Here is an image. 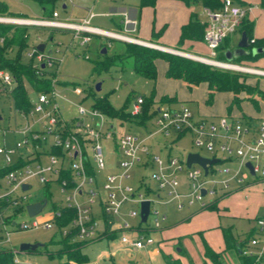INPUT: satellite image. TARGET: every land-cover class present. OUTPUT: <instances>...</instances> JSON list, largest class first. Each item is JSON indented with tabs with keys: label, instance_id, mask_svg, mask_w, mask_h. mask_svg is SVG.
Wrapping results in <instances>:
<instances>
[{
	"label": "built area",
	"instance_id": "2783aa9c",
	"mask_svg": "<svg viewBox=\"0 0 264 264\" xmlns=\"http://www.w3.org/2000/svg\"><path fill=\"white\" fill-rule=\"evenodd\" d=\"M65 7L74 3V0H63ZM233 0H222L219 8H205L208 20L205 24L204 40L211 49L212 56H202L211 64L227 66L232 64L219 61L216 58L217 48L220 42L228 35L236 33L245 16L247 9ZM96 12L88 9V15L82 20H74L61 17L60 12L54 9L46 17L29 16H4L0 15V21L10 22L20 25L44 26L50 29H66L73 35V40H79L84 45L93 39V35H104L109 38H117L131 42L148 45L151 47L159 46L155 43L138 39L130 34L102 27L92 22ZM30 57H37L38 71L44 74V70H49L48 66L55 64L54 58L38 49L35 45L33 51L29 52ZM233 68V67H232ZM249 70L264 74L263 70L248 68ZM58 70H56L57 73ZM1 91H9L16 83L14 74L8 69H0ZM58 83V74L52 76L53 87L49 91H34L35 97L31 95L32 106L28 111L19 110L26 117H31L32 121L27 122L23 127L17 129L21 137L13 144L0 145V162L4 166L16 165L4 174L6 186H11L6 191L0 193V200L9 203L21 204L25 207L29 202L42 199L43 193L38 194L34 200L24 202L28 195L22 198L12 196L17 189L23 188L24 183H29L32 177H38L46 184L57 181L61 190L64 192L60 202L53 203V206L39 213H45L46 218L41 223L33 216L31 222H16L19 228L39 227L40 225L57 228L60 237H68L70 240L92 241L103 237L109 233H116L120 244L135 247L147 248L157 243L151 231L160 227L161 218L159 211H153L152 203L159 199L158 196L151 197L149 185L144 177L141 178L139 187L128 182L132 177V167L144 161L145 165L151 164L155 168L151 177L158 183L159 189L167 190L172 198L179 200V208H183L185 203L181 201L183 196L189 198V204L196 199L201 200V207L214 202L230 189V182H245L242 175V168L250 169L246 162L250 161L253 167L255 180L262 184L264 190V117L259 118L257 123L251 118H233L228 115H220L217 119L196 116L191 108L185 103L180 102L175 105L171 103L161 104L157 111L152 115L155 118L156 130L148 135H141L136 132H126L117 134L114 123L105 122L106 114L101 109L92 107L87 109L84 105H79V116L75 119L64 117L60 109L58 97L61 96L55 88ZM80 88L76 87V91ZM31 94V93H30ZM145 97L138 94L134 97L131 113L134 115L142 112ZM18 110V109H17ZM87 116H98L95 124L86 121ZM119 119V118H118ZM120 123H124L120 119ZM160 132L166 137L174 136V140L180 139L187 133L193 136V142L197 146H205L219 161L209 165L208 173L197 162L191 166L187 164V156L182 158L178 155L168 153L166 158L156 154L149 143V138ZM114 139V153L118 156V171L108 172L105 176L102 194L97 186L95 170L105 169L107 160L104 152L103 138ZM47 156L46 161L42 160ZM21 159L25 163L19 164ZM234 160V164L230 161ZM35 161V164L32 163ZM220 162V163H219ZM229 164H228V163ZM187 169L189 192L180 190L181 180L179 172ZM251 172V171H250ZM252 173V172H251ZM66 174L67 176H63ZM217 174V177H211ZM142 186L147 187V192L141 190ZM206 188V193L202 189ZM44 190V188H43ZM209 196L208 200L205 199ZM144 199L151 200V213H155L153 225L145 228H138L137 234L128 233L131 229L130 223L118 218L122 212L123 204L127 200L141 203ZM49 201V198H48ZM64 209H72L74 215L66 224H59L58 220L63 216ZM28 213V212H27ZM138 213L136 209L129 211L130 216ZM149 214V215H150ZM163 216L162 219H164ZM256 224L253 231L247 236L246 241L239 246L242 256L251 259L249 264H264V203L262 211L256 217ZM11 231L7 230V241L10 239ZM14 251V263L18 264L20 259Z\"/></svg>",
	"mask_w": 264,
	"mask_h": 264
},
{
	"label": "rangeland",
	"instance_id": "374dc122",
	"mask_svg": "<svg viewBox=\"0 0 264 264\" xmlns=\"http://www.w3.org/2000/svg\"><path fill=\"white\" fill-rule=\"evenodd\" d=\"M4 1H6L13 14L36 18L46 17L54 9H57L63 18L82 20L88 15V8L94 6L93 8L96 15L93 17L92 22L108 29H116L113 22V18H116L115 10H111L110 7H130L136 6V4L140 2V0H74V3L68 4L66 8L63 6V0H57L54 5L47 4L45 8L39 0ZM253 2L256 4L254 9L257 15L260 13L264 14V5L260 3V0H254ZM194 7L199 19L202 22H206L208 17L205 13V6L203 3L198 1L195 3ZM231 41H233V39H230L229 42L231 43ZM41 42H45L46 44L44 52L54 58L55 64L48 66V69L51 71L58 70L59 82L56 83L55 88L61 95L58 97L61 112L64 117L68 119H75L79 116L80 104L84 105L87 109H91L97 98H106L115 108L127 107V109H130L136 95L143 94L149 97L154 88L157 96L155 98L157 99L161 94L167 92L178 93L180 97L191 96L194 98V101L185 99V103L194 111H198V103L200 101L202 103H207V87L205 82L199 84L196 89L192 91L189 90L182 81L171 80L166 76V61L161 58L157 63L158 75L156 80L138 74L129 65L126 66V68L114 65L108 69H95V64L105 59L106 53H102L104 47L108 48V54L120 53L125 49V42L117 38H109L104 35H93V39L89 43L82 45L79 40H73L72 33L66 29H50L44 26L29 25V39L27 45L21 51H19L18 46H14L7 54L12 57L18 56L24 63H31L32 59L29 52L33 51L35 45ZM199 52L212 56L211 49L206 43L199 46ZM34 60L36 63L38 61L37 57H34ZM228 63L252 68L254 61L244 60L241 63H234L232 61ZM223 68L235 69L226 66ZM235 70H240L249 74L250 77L247 81L251 83H254L255 80L260 77L261 84L264 86L263 73L245 69ZM99 82L101 83V88L97 89V84ZM76 87H79L80 90L76 91ZM29 91L32 97L36 96V93L30 86ZM191 92L192 94H190ZM217 95L216 103L223 106L224 100H227L228 92L221 91L218 92ZM240 95H244V92H241ZM158 105H160V103L154 101V108H157ZM0 111L3 116L0 120V145L13 144L21 137L17 129L23 127L27 122L32 121V118L26 117L15 108L12 96L7 90H0ZM98 118V116H87L86 121L90 124H95ZM105 122L109 125L110 123H114L118 135L130 131L145 136L157 128L155 118L152 116L147 119L145 124L141 125L137 122L130 121H124L122 124L120 123V119L110 115H106ZM149 140L151 147L154 149L153 151L164 158H166L168 153L185 158L191 151H199L206 156L213 155L205 146H197L193 142V136L190 133L185 134L178 140H174V136L166 137L162 133L157 132L153 134ZM102 141L107 166L105 169L101 170L94 169V174L97 179V186L101 193L104 194L105 190L103 188V183L106 174L108 172L118 171L119 169L116 165L118 156L114 153V139L104 137ZM47 159V156L42 157L43 161ZM32 163L35 164V161ZM3 166L4 164L0 162V169ZM154 168L155 167L151 164L145 165L144 161L135 164L131 169L132 177L128 179V182L137 187L140 177L144 175L146 182L150 186V196L154 197L157 196L158 193L161 194L162 197L152 203L153 211L156 209L159 211V216L161 218L160 227L151 231V233L160 240V246L163 248L165 254H174L175 252L172 250L178 253L175 244L178 243L182 245L183 243L189 247L196 264H216L212 259L204 257L203 237L214 247H219L223 244L221 231L218 227L219 224L225 225L228 222H233L235 224L234 229L236 233L239 234L241 240L247 235L242 231H246L250 224H256L253 202L259 198L258 191L260 186L257 182H254L255 177L251 175L246 168H242V175L245 177V182L243 184L247 182H250V184L236 191L228 192L235 187H239L234 186V183H232L233 186L231 185L230 189H227L228 194L224 192V198L218 203L219 211L213 208L201 209L202 201L198 199H196L194 203L189 204V198L187 196L181 198L185 206L179 208V200L177 198H172V195L167 190L159 189L158 183L151 177ZM216 175L217 174H211L210 176L217 177ZM179 178L181 180L180 190L186 193L189 192L191 188L188 184L186 168L179 172ZM28 182L31 184L28 190L19 188L12 193V196L22 198L24 194H27L28 197L24 198V202H29L34 200L38 194L43 193L45 184L42 183L38 177H32ZM4 187L11 188V186H6L4 175H0V193L6 191ZM49 188L51 196L46 210L51 208L53 203L60 202L64 195L57 181L51 182ZM141 190L147 192V187L142 186ZM220 194H222V191H220L217 196L220 197ZM208 198L209 196L205 199L208 200ZM21 204L22 203H9L2 209L0 208V247H16L19 249L22 242H40L44 243V246H41V248L57 251L61 246V242L59 241L60 233L56 227L47 228L40 225L39 227L23 229L19 228L18 225L14 223V221L19 223L24 220L31 222L33 219V216H30ZM140 206L139 202L133 200H127L123 204L122 212L118 218H123L130 223L132 227L127 231L128 233L137 234L138 228L153 225L154 223L156 217L155 213H151L146 222L141 221ZM224 206L229 207V214L222 211ZM133 208L136 209L138 213L135 216H130L129 211ZM261 211L262 206L258 214L261 213ZM163 216H165L164 219H162ZM36 218L42 223L46 218V214L41 213L37 215ZM207 226H212V228L209 229ZM202 228H206L207 230L202 232L200 231ZM162 229H169V232H162ZM7 230L11 231V241H7ZM202 234L204 235L202 236ZM117 236L115 238L104 237L89 241L83 249L88 254L90 260L83 264H167L165 259L166 255L164 254L159 255V260L155 261L150 253L140 252L133 255L130 254L128 250L121 251L117 244ZM174 236L176 239H174ZM180 237L182 238V243ZM182 251H184V248ZM16 254L20 259L18 264H49L52 261L60 260V257L57 255L54 259H51L45 251L19 250ZM65 258V256L61 257V259ZM181 258L184 264H191L189 257L186 255H182ZM243 262L241 259V264H244ZM222 264H225L224 256L222 257Z\"/></svg>",
	"mask_w": 264,
	"mask_h": 264
},
{
	"label": "trees",
	"instance_id": "16d2710c",
	"mask_svg": "<svg viewBox=\"0 0 264 264\" xmlns=\"http://www.w3.org/2000/svg\"><path fill=\"white\" fill-rule=\"evenodd\" d=\"M39 1L46 8L47 4L54 5L57 0ZM186 1L190 3L193 0ZM202 1L206 7L213 9L219 8L222 4V0ZM156 2L157 0H141L139 9L146 5H155ZM262 2L264 3V0H262ZM0 15L19 16L13 14L12 11H10L6 1L4 0H0ZM252 30V22L249 21L246 16H243L238 27V31L240 33L241 31L246 32L251 46L264 48V39L254 38ZM204 33L205 24L199 19L197 13L194 12L191 19L182 26L179 40L180 46L184 45L187 41L194 42L203 40ZM28 39L29 26L0 21V69H8L14 74L16 83L10 94L12 96L15 108L24 111H28L32 106L29 86L34 91H49L53 87L52 76L57 74L56 71L51 70H44V74H41L38 71L39 67L35 65L34 57H31V63H24L18 56L12 57L7 54L8 51L14 46H18L19 51H21L27 45ZM229 41L230 35L226 36L218 45L216 55L218 60L226 61L225 50L231 48V43ZM125 44V49L120 53L108 54L106 52L105 59L98 61L95 64V69H108L114 65H119L122 68H126V66L129 65L138 74L156 80L158 75L156 60L158 58H163L168 63L166 71L168 78L183 80L189 89H193L201 82L206 81L208 83L209 90L207 98L209 103L213 102L214 95L218 91H231L233 93V97L231 103L228 105V109H230L232 105L240 107L242 100L240 96L241 92H244L246 99L249 100L257 110L260 108L261 102L264 103V90L259 86L258 82L255 84L249 83L247 79L250 77V75L244 73L243 71L226 69L186 55L161 50L137 42H125ZM262 55H264V50L256 54L250 52L248 54L240 55L234 58L232 62L241 63L244 60H255ZM1 87L2 85L0 83V88ZM155 91L156 90L154 88L149 97L144 95L145 100L143 103L142 112L137 115L132 114L130 109H127V107L115 108L106 98H97L93 104V107L99 108L106 114L115 118H119L123 122L130 121L137 122L139 124H145L147 119H149L157 111V108H154L153 106L156 95ZM175 100L176 97L163 95L160 101L169 103ZM21 163H25V160L21 159L19 164ZM14 167H16V165L3 166L0 169V175H4ZM63 176L67 175L64 174ZM43 188V197H48L50 199L51 191L49 188V183L44 185ZM217 202L218 200H215L214 202L201 207V209H216L218 206ZM7 204H9L8 201L1 200L0 208L2 209ZM73 215L74 211L72 209H64L63 216H61L58 220L59 224L68 223ZM221 231L225 244L224 250L232 248L238 249V247L247 239L246 237L244 241L239 243L233 234L232 225L221 226ZM252 231H250L248 235ZM59 241L61 242V246L57 251L46 248L43 249L41 246L34 251H45L51 259H54L56 255L60 257V260L52 261L49 264H82L89 262V256L83 249L87 244L86 241H72L68 237H60ZM204 254L206 258L212 259L216 264H222L219 258L220 252L214 250L207 242H205ZM63 256L66 258L61 259ZM239 257L242 259V262L244 261V264H249L251 261L249 257L242 256L241 254H239ZM167 261L168 264H183L179 258H173L171 256H168ZM0 264H15L14 251L11 248H2L0 250ZM191 264L195 263L192 262Z\"/></svg>",
	"mask_w": 264,
	"mask_h": 264
},
{
	"label": "crops",
	"instance_id": "0c3cea01",
	"mask_svg": "<svg viewBox=\"0 0 264 264\" xmlns=\"http://www.w3.org/2000/svg\"><path fill=\"white\" fill-rule=\"evenodd\" d=\"M198 1H201L203 3L202 0H193L190 3L187 2L186 0H157L155 5H146V6L142 7L141 9H139L140 2L138 4H136V6H130V7H125V6L115 7L114 6V7H110L111 10H115V17H116V18H113V22H114V25L116 27V29H113V30L124 31V32L130 34L131 36H134V37L141 39V40H144V41L155 43V44L159 45L160 47H164V48H168V49L169 48L170 49H178V50L185 51V52L187 51L188 53H193L196 55L208 56V55H205V54L199 52V46H201L203 43H206L204 38H203V40H200V41H194V42L187 41L182 46H180V43H179L182 26L184 24H186L191 19L192 14L194 12H196L194 5ZM233 1L243 5L245 7H249L247 9L245 16L253 24V30H252L253 37L257 38V39H264V14L260 13L257 15V13L255 12V9H254V7H256V4H254V2H253L254 0L253 1L252 0H233ZM260 3L262 5H264L262 0H260ZM203 5H204V3H203ZM93 7L94 6L89 7V8H92L94 10ZM205 8H206V6H205ZM260 19H261V21H260ZM204 24H206V22H204ZM239 37H240L239 31L230 35V39H233V41H231V48L236 45ZM123 41L127 42L126 40H123ZM129 42H131V41H129ZM158 49H160V48H158ZM159 59L160 58H158L156 60V63H158ZM161 59H163V58H161ZM253 61H254V63H253L252 68L264 71V55L259 56L257 59H255ZM167 67H168V63L166 61V71H167ZM253 72H256V71H253ZM169 79L182 81L186 85V83L181 79H172V78H169ZM204 82L206 83V87H207V93H206V102L207 103H202L200 101L198 103V111H194L187 104L196 116L206 117L208 119H217L218 116L226 114L229 117H233V118H245V117L251 118V119H253V122L255 124L257 123L259 118L264 117V103L261 102L260 108L257 110L254 108L253 104L249 100L246 99L245 94L240 95L242 98L241 103H240V107H237L236 105H232L231 108L228 109V105L231 103V100L233 97V93L231 91H226V92H228V96L226 98L227 100H224L223 106L218 105V103H216V98L218 96L217 93L221 92V91L216 92V94L214 95L213 102L209 103L207 100L208 91H209L208 90V83L206 81H204ZM256 82H258L259 86L264 90V86H262V84H261L260 77L258 79H256L255 82L252 84H255ZM201 83H203V82H201ZM249 83H251V82H249ZM198 86L199 85L195 86L193 89H189L188 86L186 85V87L191 91L196 89ZM190 94H192V92ZM163 95H169L171 97H176L175 101L169 102L173 105L180 103V102H186L185 99L190 100V101H194V98H192L191 96L190 97L189 96L188 97H180L178 95V93L167 92L165 94H161L158 97V99L155 98V99H157L155 101L157 103L159 102L160 105L167 103V102L160 101L161 97ZM155 97H157V96L155 95ZM160 105H158V106H160ZM234 160L235 159H232L230 161L231 165L234 164ZM250 174L252 175L253 173L250 172ZM142 177L145 178L144 175H142L140 177L138 187H139V185H141V178ZM254 182L255 183L257 182L260 186V189L258 191L259 198L253 202V211H255V214H254V218H255L258 215V211H259L260 207L264 203V190L262 189V184L260 182H258L256 180H254ZM232 183H234L233 184L234 186H239V187L238 188L235 187L234 189H231L228 192L236 191L237 189H241L242 187L247 186V184H250V182H247L246 184H243L244 182L239 184V183H236L235 181H231L230 187H231ZM149 188H150V186H149ZM228 192H226V194H228ZM224 195H222L216 199V200H218L217 205H218L219 201L222 198H224ZM157 196L159 198L162 197L160 193H158ZM216 209L219 211V206H217ZM228 209H229V207L224 206L222 211L229 214L230 211L228 212ZM227 225H232L233 234H234L235 238L239 241V243L244 241L246 239L248 233L250 231H252V229L255 227V224L252 223V224H250V226L248 227V229L246 231H242L244 234L246 233L247 235H245V238L243 240H241L239 234L236 233V231L234 229L235 224L233 222H228L225 225L219 224L218 227L220 228V231H221V226H227ZM146 227H142V228H146ZM207 228L210 229V228H212V226H207ZM206 230H207L206 228H202L200 231L205 232ZM164 231L169 232V229H162V232H164ZM203 235L204 234H202V236ZM221 235H222V231H221ZM116 236H117L116 233L115 234L109 233V234H107L103 237H100L98 239H101L104 237L115 238ZM174 239H176L175 236H174ZM203 239H204L203 254L205 251V242H207L214 250L220 252L219 258L221 260V263H222V257L224 256L225 264L226 263L227 264H230V263L231 264L232 263L233 264H236V263L241 264V258L239 257V254H240L239 247H238V249L232 248V249L224 250L225 244H224L223 236H222L223 244H222V246H219V247H214L213 245H211L205 239V237H203ZM95 240H97V239H95ZM157 241H158L157 243H155V244H153L147 248L138 249L135 247H130V246L120 244L118 241V238H117V244H118V247H120V250L121 251L128 250L130 252V254H133V255L140 253V252L150 253L153 257V260L158 261L159 255L164 254V255H166L165 259H166L167 264H168V261H167L168 256H171L173 258H179L181 260V262L184 264V261L181 257H182V255H186L187 257H189L190 263L193 262L196 264L189 247L182 243V238H181L182 245H180L178 243L175 244V246L178 249V253L175 250H172L175 252L174 254L173 253L165 254L163 251V248L160 246V240L157 239ZM87 243H89V242H87ZM183 248H184V251H182ZM204 257H205V254H204Z\"/></svg>",
	"mask_w": 264,
	"mask_h": 264
},
{
	"label": "water",
	"instance_id": "95a60500",
	"mask_svg": "<svg viewBox=\"0 0 264 264\" xmlns=\"http://www.w3.org/2000/svg\"><path fill=\"white\" fill-rule=\"evenodd\" d=\"M65 6L66 5H64V7ZM45 47H46L45 42H41V43L38 44V49L41 50V51H44ZM154 47L160 48V49L165 50V51L186 55V56H189V57H192V58H195V59L207 62V63H211V62H208L205 58H203V57H201L199 55L193 54V53L184 52V51H181V50H178V49H170V48L168 49V48H164V47H160V46H154ZM263 50H264L263 47L251 46L249 38H248L246 32L245 31H241L240 37L237 40L236 45L234 47H232V48H228V49L225 50V59H226V61L231 62V61H233L234 58H236V57H238L240 55L248 54L250 52L253 53V54H256V53L262 52ZM107 51H108L107 47H104L102 49V53H106ZM232 67L235 68V69L249 70L247 67L238 66L237 64L232 65ZM100 88H101V83L99 82L97 84V89H100ZM2 117L3 116H2V113L0 111V120L2 119ZM218 161H219L218 157H209V156L203 155L199 151H191V152H189L187 154V164H188V166H191L194 162H197L200 165H202V167L204 168L206 174L208 173L209 165H212L213 163H216ZM246 166L253 173V167H252V163L250 161L246 162ZM29 186H30L29 183H24L23 184V188L24 189H28ZM206 191H207L206 188L202 189L203 193H206ZM47 202H48V197H43L40 200L32 201V202L27 203L26 209H27L28 214L30 216H35V215L39 214L44 209V207L46 206ZM140 205H141L140 206L141 207L140 208L141 221L142 222H146L148 220V217H149V214H150V211H151V200L150 199H144V200L141 201ZM40 246H44V243H40V242H22L20 244V246H19V250L20 251H27V250L34 251Z\"/></svg>",
	"mask_w": 264,
	"mask_h": 264
},
{
	"label": "bare ground",
	"instance_id": "6f19581e",
	"mask_svg": "<svg viewBox=\"0 0 264 264\" xmlns=\"http://www.w3.org/2000/svg\"><path fill=\"white\" fill-rule=\"evenodd\" d=\"M226 65H227V66H230V65L232 66V64H226Z\"/></svg>",
	"mask_w": 264,
	"mask_h": 264
}]
</instances>
